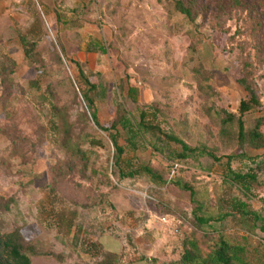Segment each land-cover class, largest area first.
I'll return each mask as SVG.
<instances>
[{
    "label": "rangeland",
    "instance_id": "374dc122",
    "mask_svg": "<svg viewBox=\"0 0 264 264\" xmlns=\"http://www.w3.org/2000/svg\"><path fill=\"white\" fill-rule=\"evenodd\" d=\"M199 1L191 20L168 11L167 0H0V61L13 62L0 77V224L5 232L21 229L35 249L32 264H99L109 252L115 264L180 259L197 203L173 180L194 187L208 211L230 213L204 230L264 241L262 222L235 208L243 202L264 216V148L245 149L255 162L239 156L216 113H238L246 97L238 82L245 53L260 61L263 104L245 115L246 128L264 117V6ZM200 4H209L207 11ZM75 62L99 84L93 97L103 125L116 120L120 106L134 122L147 110L163 133L207 146L220 160L199 152L180 158L181 147L157 132L132 143L121 129L118 165L109 133L87 109ZM52 105L74 123L83 160L62 144ZM228 156L232 169L258 174L251 192L228 179Z\"/></svg>",
    "mask_w": 264,
    "mask_h": 264
},
{
    "label": "trees",
    "instance_id": "16d2710c",
    "mask_svg": "<svg viewBox=\"0 0 264 264\" xmlns=\"http://www.w3.org/2000/svg\"><path fill=\"white\" fill-rule=\"evenodd\" d=\"M226 1L228 0H225V2ZM229 1L240 3L241 0ZM254 1L264 6V0ZM199 3V0H167L166 8L170 12H179L186 15L189 19L194 20ZM218 4L224 7L223 1L218 0ZM200 6H204V10L207 11L209 4H200L199 7ZM30 47L26 51L28 56L31 55L34 45ZM93 48L105 52V49L99 44H95ZM75 64L79 70V83L82 87V96L87 104V109L90 111L92 120L95 124L103 131L109 133L117 151L116 163H118V165L121 164V158L125 151L119 144L121 129L128 132L132 143L136 138L141 136L143 132H157L181 147L182 151L179 153L180 158H186L191 152H199L200 154L211 156L214 160H220L215 152L207 146L193 148L179 137L163 133L159 126L148 122L147 110H141L139 122H134L128 112L120 106L116 120L110 125H103L99 120L93 97V94L99 90V84L90 80L89 76L81 68L79 62H75ZM239 64L242 77L238 82L245 90L246 97L241 100L238 113L226 109H220L216 113L221 120L222 135L232 134L241 150L238 155L251 158L255 162L256 160L254 158L245 154V149L247 147L257 149L264 148V117L258 118L254 127L251 129L246 128L244 117L247 113L261 109L263 106L258 84L260 61H254L250 55L242 53L239 57ZM12 67V61H0V77L3 78V74H8L6 73L7 70ZM135 93H137L135 88L129 89L131 97H133ZM52 108L54 113L53 116L56 118L53 122L54 128H57L58 132L62 135V144L68 148V151H70L74 158L83 160L86 156L81 143L77 140H72V133L75 127L74 123L65 116V112L61 107L52 105ZM93 140L92 138L90 140L92 144L96 142L97 144L101 143L100 141ZM232 159L231 156H228V179L238 184L246 192H251L254 186L259 183L258 174L252 170L242 173L232 169L230 166ZM178 168L179 166L176 167L174 164V169L177 170ZM144 171L153 173L152 169L149 167H145ZM173 183L190 191L193 200L197 203L195 210L197 222L186 235L182 256L171 264H264L263 240H255L251 234H247L248 232L234 235L222 229H213L211 231L204 230V227L211 222L223 220L225 217L229 216L230 213L208 211L206 204L196 199L197 192L194 187L187 183H181L178 180H173ZM235 208L240 210L241 215L252 221L253 224H257L261 221L262 225L259 228L264 232V216L250 209L249 206L243 202L236 204ZM177 227L178 231L181 232V223L178 224ZM34 253V247L26 243L21 229L18 228L13 231L5 232L0 224V264H32V255ZM106 257L107 261L100 262L99 264H115V260L117 259L116 253H106Z\"/></svg>",
    "mask_w": 264,
    "mask_h": 264
},
{
    "label": "water",
    "instance_id": "95a60500",
    "mask_svg": "<svg viewBox=\"0 0 264 264\" xmlns=\"http://www.w3.org/2000/svg\"><path fill=\"white\" fill-rule=\"evenodd\" d=\"M146 261H147V263L149 264L150 259H147Z\"/></svg>",
    "mask_w": 264,
    "mask_h": 264
},
{
    "label": "built area",
    "instance_id": "2783aa9c",
    "mask_svg": "<svg viewBox=\"0 0 264 264\" xmlns=\"http://www.w3.org/2000/svg\"><path fill=\"white\" fill-rule=\"evenodd\" d=\"M175 166L177 167V166H179V164H175Z\"/></svg>",
    "mask_w": 264,
    "mask_h": 264
}]
</instances>
